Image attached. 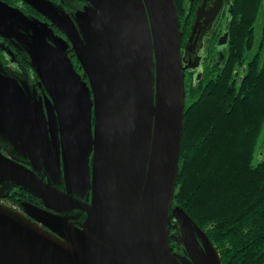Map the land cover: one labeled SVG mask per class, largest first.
I'll return each mask as SVG.
<instances>
[{
  "label": "water",
  "instance_id": "1",
  "mask_svg": "<svg viewBox=\"0 0 264 264\" xmlns=\"http://www.w3.org/2000/svg\"><path fill=\"white\" fill-rule=\"evenodd\" d=\"M25 1L67 38L26 19L40 36H33L29 54L48 95L36 108L46 135L36 160L61 172L65 191L1 152L0 175L48 207L85 218L79 228L71 215L38 209L33 216L56 235L0 205V264H221L205 231L173 203L186 68L174 0H83L87 7L75 21L47 0ZM204 4L196 8L187 50ZM3 9L23 16L0 1ZM67 41L86 81L73 68ZM3 102L15 112L34 106L15 79L0 75ZM6 110L0 108V130L16 143ZM30 147L32 162L37 146ZM49 155L55 164L46 162Z\"/></svg>",
  "mask_w": 264,
  "mask_h": 264
},
{
  "label": "trees",
  "instance_id": "2",
  "mask_svg": "<svg viewBox=\"0 0 264 264\" xmlns=\"http://www.w3.org/2000/svg\"><path fill=\"white\" fill-rule=\"evenodd\" d=\"M174 3L184 45L191 0ZM234 3L240 20L233 23L229 62L185 101L173 203L205 231L221 264H264V158L257 155L264 130V0Z\"/></svg>",
  "mask_w": 264,
  "mask_h": 264
},
{
  "label": "flooded vegetation",
  "instance_id": "3",
  "mask_svg": "<svg viewBox=\"0 0 264 264\" xmlns=\"http://www.w3.org/2000/svg\"><path fill=\"white\" fill-rule=\"evenodd\" d=\"M0 1L8 5V8H16L23 14V16L16 15V17H12L8 9H3L2 12L0 11V75L15 79L25 91L29 102L34 104L33 110L30 112L24 110H20L19 112L10 111L8 102H3L2 105H0V108L8 109L4 111V114L6 118H8L6 120V125H8L9 130L20 136L19 138L15 137L16 143H14L6 132L0 130V152L23 167L33 170L45 183L60 191H65L61 172H58V169L54 167L52 170L45 168L43 165L45 162L43 163L44 160H41V158V161L36 160V157L38 158V156L44 154L43 140L46 139V135L43 134L45 128L40 125L44 119L41 117V112H39L38 109L36 110V108L38 102L45 100L48 95L42 84H40L39 75L32 65L29 54L30 45L34 40L33 36H35L36 33V38L38 40L40 36L36 31L34 33L32 27L26 23V19L29 21L35 20L36 22H44L48 24L55 35L65 40H67V38L65 34L52 23L47 15L34 8L25 0ZM47 1L51 3L58 13H66L73 21H75L77 11L87 7V2L83 0ZM200 1L201 0H191L189 10L192 20L189 25V33L195 19L196 8L200 4ZM234 1L235 0H205L199 26L190 43V50L185 49L188 46L187 41L190 34H188L185 44L181 45L183 65L186 66L184 69L185 101L189 103L201 90L206 81L217 80L224 72L229 62L231 39L234 37V35H232L233 23L234 21L239 22L240 20L239 12H237V10L235 11L236 4ZM256 34L258 35L257 28ZM67 42L69 44L67 49L68 56L73 64V68L81 75V78L86 81L87 77L83 76V70L73 50H71L69 41ZM43 55L45 56V54ZM242 71H244V69H242ZM240 76L239 81L241 79ZM191 92H193V96L188 98ZM51 131L55 140L58 134L57 128L52 126ZM50 133L51 132H49V134ZM45 134L48 133L45 132ZM30 145L37 146V151L32 152L34 162H31V158L26 152V148L31 149ZM44 157L47 163L51 161L55 164V156L54 158H51L50 155ZM2 178L3 175H0V205L10 208L14 213L24 216L44 230L54 234L56 233L48 225L33 216V214L39 216L38 211L40 210L38 209L53 215H71L74 219L68 221L76 227H81L85 218L83 213L78 217L79 211H72L71 213L56 211V209L45 205L38 196L16 185L12 180H2ZM75 193L76 192H73V195ZM87 200L89 201V199ZM55 205L60 208L58 204ZM49 223L52 226H57L56 223Z\"/></svg>",
  "mask_w": 264,
  "mask_h": 264
},
{
  "label": "rangeland",
  "instance_id": "4",
  "mask_svg": "<svg viewBox=\"0 0 264 264\" xmlns=\"http://www.w3.org/2000/svg\"><path fill=\"white\" fill-rule=\"evenodd\" d=\"M257 29H258V34H259L260 28H257ZM192 94H193V92H191V94L188 95V98H191L193 96ZM263 141H264V130H263V133L259 139V143H258L259 150H258V154H257L259 157H262V158H264V143H263Z\"/></svg>",
  "mask_w": 264,
  "mask_h": 264
}]
</instances>
